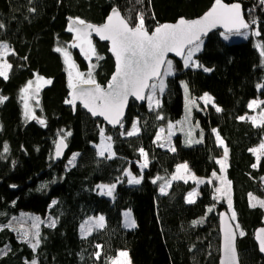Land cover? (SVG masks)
<instances>
[{"label": "trees", "instance_id": "1", "mask_svg": "<svg viewBox=\"0 0 264 264\" xmlns=\"http://www.w3.org/2000/svg\"><path fill=\"white\" fill-rule=\"evenodd\" d=\"M224 1L242 5L247 21H258L261 35L251 34L257 25L247 29L249 37L243 40L230 42L220 35L222 31L211 33L195 55L210 72L184 68L183 61L174 59L176 73L168 79L159 106L149 108L147 103L132 101L124 127L110 128L81 106L74 110L65 103L71 91L68 75L62 55L54 49L68 47L73 40L74 33L67 31L69 18L101 24L117 7L130 24L143 13L145 26L152 30L157 24L180 17H199L214 0H0V23L4 25L0 43L13 49L9 78L0 77V96L7 97L0 104V264H29L34 259L38 264H111L124 250L130 253L133 264H219V214L229 208L224 198H213L217 180L202 184L195 203L189 204L187 194L198 185L190 180L171 181V177L181 163H188L197 175L207 179L213 172L220 174L216 161L223 159L224 146L228 148L232 210L245 233L238 244L242 264H264L254 238L256 229L264 224V208L249 206V193L264 198V157L258 163L250 151L264 140V127L239 119L250 112L248 104L252 100H264V89L257 88L264 84V65L254 47L258 42L264 44V5L259 0ZM93 44L96 53L104 57L98 62L95 57L91 60L98 63L95 79L108 84L115 70L109 45L97 39ZM68 50L79 70L87 72L89 61L78 49ZM36 74L52 80L41 89L36 106L35 114L45 120V125L26 120L20 100V90ZM181 82L202 104L196 117L204 138L201 143L187 146L177 135L172 151L161 147L156 136L184 113ZM205 93L222 111L217 112L212 105L205 107L200 99ZM135 122L139 132L129 137L126 132ZM101 128L112 140L115 155L111 159L98 155ZM213 129L224 141L223 146ZM68 132L67 155L57 162L56 143ZM5 144L9 149L6 153ZM141 148L148 159L143 170ZM74 153L79 155L73 166L68 161ZM127 170L138 178L143 176L139 185L127 182ZM166 181H171V187L165 195L160 186ZM99 184L117 185L113 198L101 195ZM53 200L57 203L50 207ZM209 207L213 208L210 213ZM127 209L132 210L136 220L133 229L124 227L123 212ZM21 212L45 218L40 226V246L35 251L19 232L3 227L10 223L11 216ZM98 215L104 216L105 226L82 237L81 224ZM201 218L202 224H193ZM48 219L57 220L56 226L48 227ZM97 251L101 252L99 259L94 255Z\"/></svg>", "mask_w": 264, "mask_h": 264}, {"label": "snow or ice", "instance_id": "2", "mask_svg": "<svg viewBox=\"0 0 264 264\" xmlns=\"http://www.w3.org/2000/svg\"><path fill=\"white\" fill-rule=\"evenodd\" d=\"M261 5H264V0H259ZM253 25L257 27L252 31L253 36H260L261 32L258 27V21L253 19L250 22L246 21L242 12V7L239 3L226 4L223 0H214L211 8L204 13L203 16L194 19L187 20L181 17L176 23L157 24L151 31L145 26L144 14L139 13L134 24H130L129 20L121 15L120 11L116 8L112 9L111 14L107 17V20L102 25H93L87 23L80 18H69V24L67 31L74 33L73 40L68 47L78 48L80 53L86 60L89 61L88 71L84 73L79 70L78 65L72 58L71 52L68 47H56L55 52L60 53L63 57V63L66 66L68 75V87L71 90L69 92V99L65 100L66 104L76 107V103H79L83 108L87 109L93 117H103L109 124L115 126L120 125L123 117L124 109L128 103L129 97H135L137 100L147 99L149 108L152 107L153 100L155 99L157 91L163 93L166 88L164 77L174 75L173 62L168 59L169 53H174L177 57H181L183 60L184 68H203L204 72H210L211 69L204 67L197 60L194 59L196 53L201 51L203 44L202 37L206 36L210 31L216 28H222L220 33L225 40L229 39L230 35L248 37V32L244 31L251 28ZM4 28V25L0 23V29ZM95 33L100 40L109 41V51L115 58V71L108 81L106 87L97 83L94 75V71L97 64L91 63L93 57L97 62L104 59L96 53L95 46L92 42V34ZM262 58L261 63L264 65V44L256 43L254 45ZM10 49L8 44L0 43V77L4 80L9 78V72L12 69V65L7 61L6 57L9 54ZM51 79H46L38 74L35 75L34 80H29L26 85L20 90V100L23 103V115L26 120H37L41 125H45L43 118H38L33 110L30 100H35L36 106L39 107V93L42 86L50 85ZM182 87L185 95V109L186 117L184 121L178 122L180 124H187L190 122L191 111L193 107H199L197 101L194 98H189L188 85L184 82ZM258 89H264V84H258ZM148 93L145 95V93ZM200 99L203 101L205 107L211 104L215 107L217 112L222 109L215 105L213 97L208 93H205ZM7 100V97L0 96V104H3ZM157 106H159V100H155ZM264 100H252L248 104L249 109H258L260 112L257 116L239 117V119H250L253 126L264 127ZM157 119H163L162 116H157ZM176 125L168 124V137L170 140L173 135V129ZM198 127V125H197ZM183 131V128H181ZM139 128L137 123H133L130 131L126 132V135L131 137L137 135ZM160 132L163 133L164 129L161 128ZM216 133V140L220 145H224V141L219 136L216 129H213ZM125 133H122V135ZM67 136H71V132L66 133L56 143V156L59 157L62 154L64 148L67 147L65 140ZM101 143L98 145V155L104 156L108 153L109 159H111L115 153L112 152L111 137H105L104 129H100ZM186 143H201L203 135L198 140H193L192 131L189 130L186 133ZM161 135L157 134L156 140L159 141ZM107 141V143H105ZM161 147L164 145L161 144ZM7 144L4 145L3 151L8 152ZM175 151V148L171 149ZM250 151L256 155L257 162L260 161L262 155H264V143H261L258 148H252ZM140 155L144 158V163L140 165L141 170L148 166L147 153L144 149L139 150ZM79 153H74L71 159L68 161L70 165H75V161ZM228 157V148L224 146V157L221 160H217L216 163L220 165L221 173L226 170V162ZM257 165L253 164L255 168ZM128 178L129 184L139 185L143 179L141 175L139 178L132 175L130 171L125 173ZM212 177L220 182V186L215 189L217 194L213 198L219 200L221 197L226 198L228 208L232 209V197H231V181L227 179L226 175H217L216 172L212 173ZM157 179H162L157 177ZM182 180L185 183L188 180H193L197 185L205 183L203 179H198L195 175L190 173L188 165L181 164L176 168L175 174L171 177V181ZM171 181H166L160 186L161 194H167V189L171 187ZM156 183V180L152 181ZM208 183H212L211 180ZM44 187V186H42ZM101 189V195L112 196L115 189V185H97ZM198 195L196 190H193L187 194L186 202L189 204L195 203V197ZM56 200L51 202V205H55ZM249 206L264 208V200L258 199L253 194L249 193ZM207 211L210 213L213 211L212 207H209ZM125 227L135 228L136 222L132 219L130 212H125ZM15 220L16 218L13 217ZM32 220L31 230L25 229L21 224L19 228L13 229L21 234V237L25 243H27L33 251L40 246V224L44 223L40 217H31ZM231 221L236 220V213L231 211ZM105 218L99 216L96 218H89L85 220L80 226L82 237L91 235L93 229H102ZM222 256L220 264H238L237 250H236V238L237 233L240 237L245 235L244 231L240 230V225L236 223L234 226L229 223V219L222 214ZM204 219L193 221V224H202ZM57 220L50 219L48 227H55ZM3 227L11 228L12 225L8 224ZM2 230V228H0ZM31 237V238H30ZM256 240L259 243V250L264 253V228L258 230L256 234ZM97 249L101 248V245H96ZM6 254V253H5ZM96 259H99L101 252L94 253ZM27 264V262H26ZM31 264H38L34 259ZM112 264H130L128 260V253L126 251L119 252L118 256L112 261Z\"/></svg>", "mask_w": 264, "mask_h": 264}, {"label": "rangeland", "instance_id": "3", "mask_svg": "<svg viewBox=\"0 0 264 264\" xmlns=\"http://www.w3.org/2000/svg\"><path fill=\"white\" fill-rule=\"evenodd\" d=\"M247 32H248V37H249V31L248 30H246ZM247 37V38H248ZM247 38H244V36H235V35H230L229 36V39L227 40V41H236V40H243V39H247ZM204 43H205V39L203 40V44H202V46H201V50H202V48H203V46H204ZM7 44V43H6ZM94 45V44H93ZM8 46H9V49H10V52H9V54L7 55V57H6V59H7V61L11 64V62H10V57L13 55V49H12V47L8 44ZM71 48V47H70ZM72 49H78V48H72ZM79 50V49H78ZM69 52H70V50H69ZM200 52V51H199ZM197 54V53H196ZM72 58H73V56H72ZM194 59L196 60V58H195V56H194ZM73 60H74V58H73ZM170 60H172V62H173V69H174V74L176 73V65H175V60L173 59V58H170ZM75 61V60H74ZM76 63V62H75ZM12 65V64H11ZM12 70V69H11ZM11 70H10V72H11ZM10 72H9V74H10ZM82 72H84V71H82ZM84 73H87V72H84ZM173 76V75H172ZM171 76H167V77H164V79H165V83H166V88H167V86H168V79L170 78ZM35 79V78H34ZM34 79H32V80H34ZM46 85H44V86H42V88H44ZM41 88V89H42ZM166 88H165V90H166ZM165 90H164V92H165ZM163 92V93H164ZM163 93H160L159 91H157V93H156V96H155V99L153 100V104H152V107H154V106H157L156 105V103H155V100H159V104H160V101H161V96H162V94ZM210 95V94H209ZM189 98H192L191 96H190V93H189ZM214 100V99H213ZM258 100H260V99H258ZM197 101V100H196ZM202 101V100H201ZM29 103L32 105V107H33V110H34V112L36 113V103H35V100H30L29 101ZM185 103H186V100H185ZM147 104H148V101H147ZM149 105V104H148ZM197 105L199 106V107H193L192 108V111H191V118H190V122L189 123H187V124H180V123H178V122H181V121H184V119H185V117H186V109H184V113H183V115H182V117L180 118V119H178L177 121H174V122H171L172 124H174V125H176V127L173 129V135L171 136V138H170V140H168V139H166L167 137H168V126H166V127H163V129H164V132L163 133H161V132H159V134L161 135V139L158 141L159 143H160V145L161 144H163L164 146H163V148L164 149H172V148H175V137L177 136V135H181L182 136V138H183V141H184V143H185V145H187V146H193V145H195V144H198V143H191V144H188V143H186L185 141H186V139H187V137H186V133L189 131V130H191L192 131V138H193V140H198V139H200L201 138V131H200V123H199V120H198V118L196 117V110L197 109H202V104L199 102V101H197ZM209 105H211V104H209ZM261 108H263V106L261 105ZM260 108H258V109H255V110H253V109H251L250 110V112L245 116V117H250V116H257L258 114H259V112H260ZM247 119V118H246ZM248 120H250V119H248ZM135 123H137V122H135ZM124 124V123H123ZM197 125H198V127H197ZM137 126H138V123H137ZM124 127V126H123ZM181 128H183V131H181ZM104 135H105V137H109V136H107L105 133H104ZM203 138H204V136H203ZM203 140V139H202ZM101 143V142H100ZM100 143H99V145H100ZM105 143H107V141H105ZM261 143H264V140L261 142ZM260 143V144H261ZM111 144H112V140H111ZM259 144V145H260ZM259 145H257V146H255L254 148H258L259 147ZM112 152H114V148H113V144H112ZM105 155H108V153H105ZM256 156V155H255ZM264 157V155H262L261 156V158H260V160L262 159ZM259 163V162H258ZM181 164H185V163H181ZM181 164H179V165H181ZM187 165H188V168H189V170H190V173L191 174H193V175H195L198 179H203L205 182L206 181H208V180H211V181H213L214 180V178L213 177H211V179H207L206 177H200L199 175H197L191 168H190V166H189V164L188 163H186ZM227 167H228V165H227V162H226V170H225V172L224 173H220V174H217V175H226V177H227V179L229 180V178H228V176H227ZM127 171H130L131 172V170H127ZM126 173V172H125ZM132 173V172H131ZM132 175H133V173H132ZM125 176H126V178L128 179L129 177L125 174ZM190 181H193V180H190ZM204 184V183H203ZM217 184H218V186L217 187H219L220 186V182L217 180ZM99 185H109V184H99ZM133 185H135V184H133ZM202 184H199L198 185V187L196 188V189H193V190H196V192H199L198 190H199V187L201 186ZM262 186H263V188H264V177L262 178ZM116 188H117V185H115V189H114V191H113V194H112V196H107V195H104V196H107V197H110V198H113V196H114V194H115V191H116ZM98 190H99V192L101 193V189L100 188H98ZM192 190V191H193ZM217 195V194H216ZM254 195V194H253ZM255 197H257L258 199H261V200H264V198L263 197H260V196H256V195H254ZM231 197H232V186H231ZM196 198H197V196L195 197V200H196ZM221 198H223V197H221ZM220 198V199H221ZM225 199V201L227 202V200H226V198H224ZM233 209V208H232ZM232 209L230 210V209H227L230 213H231V211H232ZM125 212H130L131 213V217H132V219L133 220H135V218H134V215H133V212H132V210H130V209H127V210H124V212H123V215H124V213ZM40 217V219H41V221H44V216H42V215H40V214H36V213H32V212H21L20 214H18V215H15V216H11V218H10V223L9 224H11L12 225V228L13 229H16V228H19L20 227V225L21 224H23L24 225V228L25 229H29V230H31V224H32V220L30 219L31 217ZM99 216H101V215H98V216H94V217H91V218H96V217H99ZM103 216V215H102ZM13 217H15L16 219L14 220L13 219ZM135 222H136V220H135ZM235 222H236V220H235ZM47 223H50V219H48V221H47ZM124 227H125V216H124ZM104 224H105V221H104ZM42 225V223L40 224V226ZM137 225V224H136ZM125 228H127V227H125ZM127 229H133V228H127ZM20 236H21V234H20ZM22 238V237H21ZM31 238V237H30ZM125 251V250H124ZM127 253H128V260H130V264H133V261H132V258H131V256H130V253L128 252V251H126ZM119 254V253H118ZM118 256V255H117ZM116 256V257H117ZM115 257V258H116ZM115 258H113L112 259V261L115 259ZM36 260V259H35ZM112 261H111V264H112ZM29 264H31V261L29 262Z\"/></svg>", "mask_w": 264, "mask_h": 264}, {"label": "water", "instance_id": "4", "mask_svg": "<svg viewBox=\"0 0 264 264\" xmlns=\"http://www.w3.org/2000/svg\"><path fill=\"white\" fill-rule=\"evenodd\" d=\"M223 2L226 3V4L238 3V2L228 3V2H225L224 0H223ZM241 7H242V12H243V14H244V18H245V20L247 21V19H246V15H245V11H244V8H243L242 5H241ZM115 8L118 9V10L120 11V13H121L122 16H124L123 13H122V11H121L119 8H117V7H115ZM210 8H211V7H210ZM210 8H209V9H210ZM112 9H113V8H112ZM112 9H111L110 13L108 14V16L111 14ZM209 9H208V10H209ZM208 10H207V11H208ZM207 11H206V12H207ZM203 15H204V14H202L201 16H203ZM108 16H107V17H108ZM201 16H199V17H201ZM107 17H106L105 21H104L103 23H101V24L92 23V22H88V21H86V22H87V23H90V24H93V25H97V26H99V25H102V24H104V23L106 22ZM124 17H125V16H124ZM199 17H196V18H193V19H188V18H186V17H183V18H185V19H187V20H194V19H197V18H199ZM180 18H181V17H180ZM180 18H179V19H180ZM179 19H177L176 21H173V22H166V23H172V24H174V23H176ZM129 23H130V22H129ZM164 24H165V23H164ZM148 30H149V29H148ZM149 31H151V30H149ZM215 31H223V29H222V28H216V29H213V30L210 31L206 36H203V37H202V40L206 39L211 33L215 32ZM244 31H246V30H244ZM92 38H96V39H97L98 41H100V42L108 43V45H109V49H110L111 45H110V42H109V41L100 40V38H99L95 33L92 34ZM109 53L112 55V53H111L110 51H109ZM112 57H113L114 62H115V58H114L113 55H112ZM167 58H168V59L173 58V59H176V60H178V61H183L181 57H177L174 53H169ZM114 71H115V70H114ZM113 73H114V72H113ZM110 79H111V78H110ZM97 83H98V82H97ZM99 84H100L101 86H104V87L107 86V84H101V83H99ZM39 94H40V93H39ZM147 94H148V93L146 92L145 95H147ZM69 98H70V97H69ZM69 98H68V99H69ZM132 101H136L137 103H139V104H141V105H144V104L147 103V99H145V100H137L135 97H129V99H128V103H127V105H126V107H125V109H124L123 117H122V119H121V123H122V124L125 122V120H126V118H127L128 111H129V108H130V105H131V102H132ZM67 105H68V106H71V107L73 108L72 105H70V104H67ZM78 106H81V107L83 108V106H82V105L79 103V101H78V102L76 103V107H75L74 110H76ZM83 109H84L85 111H87V109H85V108H83ZM87 112H88V111H87ZM88 113H89V112H88ZM89 114L91 115V113H89ZM91 116H92V115H91ZM92 117H93V116H92ZM93 118L102 120V121H103L108 127H110V128H119V127H121L119 124H118V125H115V126L109 124L106 120H104L103 117H99V116H98V117H93ZM65 143H66L67 147L63 149L62 154H61V156H59V157L56 156V148H55V159H56L57 162L62 161V160L66 157V155H67L68 147H69V146H68L66 140H65ZM222 214H224V215L229 219V223H231L233 226L236 224L235 221H231V219H230V217H231V213H230L228 210H223V211L220 212V214H219V227H220V234H221L220 260H221V256H222L221 249H222V239H223V232H222V227H223V225H222V221H221V215H222ZM261 228H264V224L261 225V226H259V227L256 229V231H255V235H254L255 242L257 243L258 248H259V243H258V241L256 240V234H257L258 230L261 229ZM239 237H240V236H239L238 233H237V238H236L237 258H238V264H242L241 257H240L239 245H238V244H239ZM259 252L264 256V253H262L260 250H259ZM220 260H219V264H220Z\"/></svg>", "mask_w": 264, "mask_h": 264}, {"label": "flooded vegetation", "instance_id": "5", "mask_svg": "<svg viewBox=\"0 0 264 264\" xmlns=\"http://www.w3.org/2000/svg\"><path fill=\"white\" fill-rule=\"evenodd\" d=\"M94 39H96V38H92V42L94 41ZM40 93H41V91H40ZM40 95V94H39Z\"/></svg>", "mask_w": 264, "mask_h": 264}]
</instances>
